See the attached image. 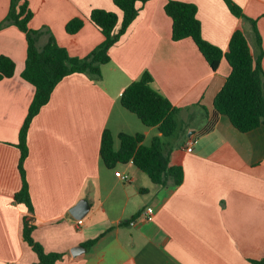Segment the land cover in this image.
Masks as SVG:
<instances>
[{
    "label": "crops",
    "instance_id": "obj_1",
    "mask_svg": "<svg viewBox=\"0 0 264 264\" xmlns=\"http://www.w3.org/2000/svg\"><path fill=\"white\" fill-rule=\"evenodd\" d=\"M168 1L140 4L138 17L102 66L101 78L65 77L33 119L25 161L32 212L15 195L22 187L19 134L36 89L21 76L26 35L15 26L0 28V56L16 66L13 77L0 81V264L38 261L23 237L25 220L47 253L64 255L56 264H255L264 259V126L242 133L229 118L214 114L215 97L231 66L223 58L213 71L191 38L172 40ZM174 1L197 6L209 43L226 52L235 31L242 30L253 56L264 53V0H233L256 21L262 47L251 22L234 16L224 0ZM28 2L34 14L30 28L44 30L39 46L52 34L75 58L87 57L105 40L88 20L94 9L122 18L113 0ZM10 3L0 0V24ZM74 18L85 24L70 35L66 25ZM146 71L153 88L180 109L177 132L165 141L170 165L184 171L176 187L153 183L133 161L110 168L101 158L105 131L112 134L115 151L121 133L144 135L145 146L161 136L121 103L125 89ZM83 199L91 209L79 225L70 211ZM149 207L152 221L142 219ZM77 247L86 250L74 256Z\"/></svg>",
    "mask_w": 264,
    "mask_h": 264
},
{
    "label": "trees",
    "instance_id": "obj_2",
    "mask_svg": "<svg viewBox=\"0 0 264 264\" xmlns=\"http://www.w3.org/2000/svg\"><path fill=\"white\" fill-rule=\"evenodd\" d=\"M151 0H113L122 13L120 18L116 13L94 9L88 20L104 35V42L85 58L70 56L50 34V39L43 47L39 46L40 35L44 30H33L29 24L33 19V11L28 0H11L7 17L1 22L0 28L17 27L26 35L27 58L22 78L32 84L35 89L34 99L29 107L28 115L20 130L19 143L21 156L19 171L22 178L21 190L15 195L17 203L24 204L33 211V204L27 181L25 161L29 155L28 131L33 119L41 109L48 104L56 86L72 74H87L99 80L101 68L110 62L111 49L127 33L131 24L139 15V5ZM231 13L251 22L257 35V41L262 47V40L257 30L256 21L248 18L242 8L233 0H224ZM165 12L172 20V40L175 42L191 38L210 65L217 71L223 58L231 66V74L214 100V114L229 118L232 125L242 133H248L264 126V69L262 65L263 51L258 57L253 56L248 39L242 30L233 34L229 48L225 52L203 38L201 22L198 19V8L195 4L169 0ZM85 20L74 18L66 25L70 35L78 33ZM15 63L6 56H0V81L14 76ZM153 76L146 71L142 76L128 86L122 94L121 103L141 122L149 128H158L161 136L155 137L150 146L144 145L142 134L119 135L120 149L113 148V137L105 131L102 138L101 158L110 168L115 163L133 161L135 166L148 174L153 183L168 186H179L184 180L181 166L170 165V153L166 149V140L172 138L178 129L177 117L180 109L152 86ZM34 226L28 220L24 222L23 237L25 242L37 255L34 264H56L64 255L47 253L44 247L32 236ZM97 240L89 241L86 247L94 245ZM264 264V259L255 262Z\"/></svg>",
    "mask_w": 264,
    "mask_h": 264
},
{
    "label": "water",
    "instance_id": "obj_3",
    "mask_svg": "<svg viewBox=\"0 0 264 264\" xmlns=\"http://www.w3.org/2000/svg\"><path fill=\"white\" fill-rule=\"evenodd\" d=\"M90 209H91V206H90L89 201L83 199L79 201V203L71 209L70 213L75 219L82 220L83 218L87 216ZM80 249L86 250L85 247H77L76 249H74V252H72V254L74 256L79 255V253H75V251H78Z\"/></svg>",
    "mask_w": 264,
    "mask_h": 264
},
{
    "label": "built area",
    "instance_id": "obj_4",
    "mask_svg": "<svg viewBox=\"0 0 264 264\" xmlns=\"http://www.w3.org/2000/svg\"><path fill=\"white\" fill-rule=\"evenodd\" d=\"M192 145L193 143H189V147H188V151H192ZM116 176L117 177H120L123 181L125 182H130V178L128 175H124L122 174L121 172H116ZM153 208L149 207L147 208L143 213H142V219L146 220V221H152L153 220ZM78 224L79 225H82L83 224V220H79L78 221Z\"/></svg>",
    "mask_w": 264,
    "mask_h": 264
},
{
    "label": "rangeland",
    "instance_id": "obj_5",
    "mask_svg": "<svg viewBox=\"0 0 264 264\" xmlns=\"http://www.w3.org/2000/svg\"><path fill=\"white\" fill-rule=\"evenodd\" d=\"M246 35V34H245ZM247 37V36H246ZM150 144V143H147V145Z\"/></svg>",
    "mask_w": 264,
    "mask_h": 264
}]
</instances>
